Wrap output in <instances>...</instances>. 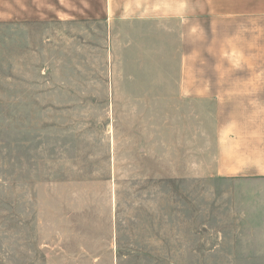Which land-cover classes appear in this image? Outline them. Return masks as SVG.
Listing matches in <instances>:
<instances>
[{"label":"rangeland","instance_id":"374dc122","mask_svg":"<svg viewBox=\"0 0 264 264\" xmlns=\"http://www.w3.org/2000/svg\"><path fill=\"white\" fill-rule=\"evenodd\" d=\"M259 57L264 0H0V264H264L246 183L182 175L170 137Z\"/></svg>","mask_w":264,"mask_h":264},{"label":"crops","instance_id":"0c3cea01","mask_svg":"<svg viewBox=\"0 0 264 264\" xmlns=\"http://www.w3.org/2000/svg\"><path fill=\"white\" fill-rule=\"evenodd\" d=\"M170 20L180 25L186 12L164 14L163 22ZM256 62L264 60L259 57L252 64ZM220 78L222 85L216 90L194 92L198 100L215 99L218 121L203 124L200 134H195L192 124L175 126L170 135L173 164L182 175L192 177L202 162L205 177L246 183L237 189L244 193L250 214L240 222L239 247L243 256L264 257V70ZM178 97L187 107L192 91L184 90Z\"/></svg>","mask_w":264,"mask_h":264}]
</instances>
